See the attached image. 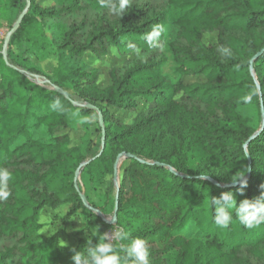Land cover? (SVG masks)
Masks as SVG:
<instances>
[{
	"label": "trees",
	"instance_id": "trees-1",
	"mask_svg": "<svg viewBox=\"0 0 264 264\" xmlns=\"http://www.w3.org/2000/svg\"><path fill=\"white\" fill-rule=\"evenodd\" d=\"M22 13L6 58L0 37V167L12 174V195L0 200V264H74L73 249L86 254L99 242L90 227L106 225L104 211L85 203L78 172L97 184L112 177L113 226L148 242L150 264H264V223L249 229L233 208L221 228L213 203L225 192L237 205L264 193V0H131L123 17L99 0H0V28ZM157 25L164 30L149 45ZM213 32L207 46L203 33ZM111 48L130 56L101 87V69L86 55L102 60ZM39 54L49 74L35 64ZM168 54L176 80L163 69ZM140 98L146 106L131 123L112 113L137 111ZM56 100L64 112L52 109ZM74 109L100 115L102 140L73 145L55 135ZM117 161L125 162L118 180ZM242 175L243 191L233 182ZM65 204L88 222L74 248L40 233L41 211Z\"/></svg>",
	"mask_w": 264,
	"mask_h": 264
},
{
	"label": "rangeland",
	"instance_id": "rangeland-1",
	"mask_svg": "<svg viewBox=\"0 0 264 264\" xmlns=\"http://www.w3.org/2000/svg\"><path fill=\"white\" fill-rule=\"evenodd\" d=\"M47 2V1H46ZM44 2L43 4H45ZM10 28L8 25L4 24L0 28V37H1V47L4 49L5 40L10 32ZM203 42L207 46H213L217 41V33H203L202 36ZM9 48V42L7 44V52ZM12 49L16 51V53H20L25 49V46L22 44L13 45ZM111 48L109 54L105 56L102 60H94L91 54L86 55V59L89 61H94L101 69V75L99 77V85L104 87L111 83V79L109 76V69L111 66H121L123 61L129 57L130 55L123 56L118 53L115 49L113 52ZM51 55V52H48ZM46 55V54H45ZM169 55L168 61L163 66L164 72L168 74L173 80L178 78L177 73L175 72L176 64L173 61V57L171 54ZM44 54H39L38 58L35 60V64L44 71L46 74H49L53 68V65L49 58L43 57ZM203 76H185L184 81L186 82H194V81H204ZM138 110L137 111H128V110H118L115 108H111L112 113L120 120L125 123H131L136 117L137 113L142 111L146 104L143 99H139L138 101ZM240 111L242 114L252 117L255 122L254 125H257V121L255 118V111L248 107H241ZM73 113H79V116H73ZM83 116H95V120L91 124H80L79 119ZM100 121L101 117L98 114H88L83 115L80 113L78 109H74L69 118V124L67 128H61L59 131L55 133L65 134L67 133L73 145H80L81 143L94 140L95 142L103 139V135L101 137L100 131ZM33 134L35 137L40 138L44 141L48 140V136L44 133L43 127H35L32 128ZM125 165L124 161H120L119 171L117 176L114 175L113 178L119 179L120 169ZM77 181L81 186L84 196L87 202H94L98 206L103 209V213L101 217L106 221V225H98L95 224L93 227H90V231L92 233H111L114 231L115 227L113 224L115 223V217L113 215V193L110 190V181L112 180L111 176H108L104 183L97 184L92 181L87 174L77 173ZM70 211V204L62 205L58 208H44L40 213V223L41 229L40 233L43 236H52L56 235L60 244L64 246H68L70 248H74L78 242V239L87 235L89 230L88 222L83 217L81 211L73 212L72 214H68ZM99 230V231H97ZM114 242V241H113Z\"/></svg>",
	"mask_w": 264,
	"mask_h": 264
},
{
	"label": "clouds",
	"instance_id": "clouds-1",
	"mask_svg": "<svg viewBox=\"0 0 264 264\" xmlns=\"http://www.w3.org/2000/svg\"><path fill=\"white\" fill-rule=\"evenodd\" d=\"M102 8H107L111 14L123 17L125 11L131 5V0H99ZM163 26L157 25L146 35L149 45L156 43L163 32ZM221 56L231 57L229 47L218 49ZM115 52V49H113ZM245 102H251L252 96H246ZM53 110L64 112L65 108L60 100H56L51 106ZM79 116V113H73ZM95 116H83L79 119L80 124H91ZM245 175L233 182H241V191L247 186ZM12 179L11 172L0 167V200H7L12 195L8 185ZM264 188V185H261ZM215 204V223L221 228H227L232 220V210L235 208L240 221L249 229L264 223V193L254 200L245 199L237 205L236 199L231 192L222 193L213 201ZM99 231V230H97ZM93 235H97L95 232ZM115 241V242H113ZM72 260L74 264H150V251L148 242L138 236H132L131 232L123 227L115 228L111 233L99 234V242L88 247L87 253L73 249Z\"/></svg>",
	"mask_w": 264,
	"mask_h": 264
},
{
	"label": "water",
	"instance_id": "water-1",
	"mask_svg": "<svg viewBox=\"0 0 264 264\" xmlns=\"http://www.w3.org/2000/svg\"><path fill=\"white\" fill-rule=\"evenodd\" d=\"M27 7H28V5H27ZM23 16H24V13H22V14L20 15V17H19L17 23H16V24L13 26V28L10 30V32H9V34H8L6 40H5L4 49H3V51H4V57H5V58H6V54H7V44H8V42H9V38H10L11 34L14 32V30L17 28V26L19 25V23L21 22ZM62 93H63L64 95H67V93H66L65 91H62ZM90 107L93 108V106H90ZM261 111H262V113H263V105H262V104H261ZM101 123H102V121H100V124H101ZM245 147H246V144H245ZM119 165H120V161H117V163H116V165H115V172H114V175H115V176H117V174H118V171H119ZM75 179H76V181L78 180V179H77V174H76V178H75ZM82 198L84 199L85 203H87L86 198H85V196H84L83 194H82ZM101 215H102V214H101Z\"/></svg>",
	"mask_w": 264,
	"mask_h": 264
}]
</instances>
